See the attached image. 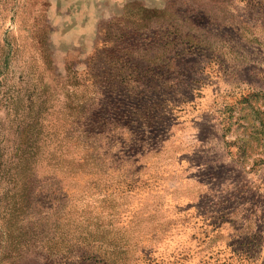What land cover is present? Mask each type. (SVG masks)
<instances>
[{
	"label": "rangeland",
	"instance_id": "1",
	"mask_svg": "<svg viewBox=\"0 0 264 264\" xmlns=\"http://www.w3.org/2000/svg\"><path fill=\"white\" fill-rule=\"evenodd\" d=\"M0 264H264V0H0Z\"/></svg>",
	"mask_w": 264,
	"mask_h": 264
}]
</instances>
